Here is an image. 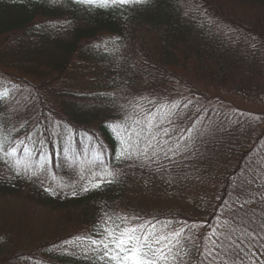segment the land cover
I'll list each match as a JSON object with an SVG mask.
<instances>
[{"label": "trees", "instance_id": "16d2710c", "mask_svg": "<svg viewBox=\"0 0 264 264\" xmlns=\"http://www.w3.org/2000/svg\"><path fill=\"white\" fill-rule=\"evenodd\" d=\"M235 5L251 6L256 11L253 15L238 12ZM66 7L74 11L67 13ZM85 9L92 16L81 19L72 16ZM122 20L128 29L120 26ZM137 25L156 36L157 43L150 49L145 44L147 41L141 39L142 55L134 46ZM94 40L97 41L93 43ZM263 51L264 0H149L131 8L81 6L75 0H0V62L10 71L15 70L8 77L16 83L0 80L8 89L4 96L22 90L37 93L42 107L38 121L45 125L41 129L42 139L36 135L22 139L20 133L14 137L3 128L0 138L4 139L5 150L18 149L20 159L24 147L31 149L34 165L49 156L48 173L51 169L73 173L90 162L95 166L103 163L123 166V160L114 159L121 151V144L105 124L128 126L137 119L145 123L153 107L161 105H154L151 97L140 109L138 105L142 101L138 96H143L145 89L152 90L150 82L156 81L165 89L160 96L175 90L170 85L173 77L180 80L175 72L180 68L175 61L177 54L182 60L196 63L192 77L207 88H230L234 94L261 100L264 71L258 62ZM162 75L168 76L162 78ZM135 92L138 96L132 97ZM126 108L133 109L130 118ZM174 111V119L167 124L181 125L179 131L184 130L167 157L173 152H183L185 161L177 169L190 167L183 170L187 171L199 166L204 174L211 172L214 180L212 193L207 194L212 199L208 205L195 207L196 216L174 210L155 213L126 208L123 199L129 187H142L149 177L153 178L148 182L155 184V175L164 172L159 165L163 156L167 158L163 151L157 150V156L152 157L147 167L125 166L122 177L116 175L113 183L99 189L80 191L84 181L66 193L55 195L45 190L49 187L46 180L43 185L35 179L25 180L0 164V191L65 207L66 214L59 218V224L74 221L79 227L75 232L61 228L58 238L31 242L29 249H15L12 242L6 245L9 240L5 238V242L0 241V253L7 263L89 264L82 255L87 244L77 241L72 246L63 242L92 234L94 228L105 223L107 214L108 217L127 215L130 224L152 221L158 229L167 222L168 231L173 226L184 227L188 254L182 255L178 264H208L207 259L212 258L204 250L208 233L212 249L215 244L220 253L209 264H264V130L256 133L251 126L260 127V120L237 113L230 116L220 110V120L214 125L223 128L217 139L196 134L187 139L183 136L186 128L204 125V120L196 124L197 115L189 126L184 118L178 119L182 105ZM29 127V123L24 126L26 131ZM90 136L94 139L90 140ZM162 139L161 135L157 137L160 142ZM65 146L70 149L67 159ZM101 146L104 155L97 159L96 152ZM148 155L152 156L149 152ZM25 181L29 182V189ZM73 190L77 195L72 194ZM203 215H208L206 227L196 229L191 223ZM132 216L138 217V222ZM192 234L195 240L190 238ZM2 236L0 232V240ZM61 245L53 251L54 246ZM201 247L203 255L199 251ZM65 249L77 255H61Z\"/></svg>", "mask_w": 264, "mask_h": 264}, {"label": "rangeland", "instance_id": "374dc122", "mask_svg": "<svg viewBox=\"0 0 264 264\" xmlns=\"http://www.w3.org/2000/svg\"><path fill=\"white\" fill-rule=\"evenodd\" d=\"M235 9L238 12L243 11L251 15H253L256 11V9L252 8L251 6L235 5ZM65 10L67 13L74 11L68 7H66ZM72 16H76V18L79 17V19H81L92 15L89 10L85 9ZM124 22L125 20H122L120 26L123 25L126 27V29H128L127 24ZM137 28L134 46L137 49L136 52L139 53V55H142L143 53L140 47L141 39L147 41L145 44L150 49L157 43L156 39H154L156 36L155 33L150 34L149 32H146V30L140 25H137ZM110 37L111 36L107 38ZM95 41L97 40L92 42L95 43ZM150 52L153 53L152 50ZM177 55L178 58H176L175 61L180 68L176 69L175 72L179 75L178 77L180 80L175 77L172 78V84L170 86L175 89L173 92H167V95L160 96L159 94L163 93L165 89L159 87L158 82L156 81L152 84L150 82V86L153 87V91L150 90V88L148 90L145 89L143 96L140 97L138 94H136V92L133 93L132 97L138 96L139 100L142 101V104L138 105L140 109H143L144 103L148 102L151 97H153L154 105L159 103L161 106H164L153 107L154 110L152 113H156L154 122H161V116L170 108V106L166 104H168L170 101H173L174 103L179 102V105H182L183 112L181 115L179 114L178 119L184 118L189 122V126L193 125L192 122H190L192 117L198 115V118H196V124H199V121L204 120V125H193L189 127V129L186 128V132L183 134V136L187 137V139H191L194 134L205 138L217 139L219 130L223 128V125H214V123L220 120V110L223 111V114L230 113V116L237 113L249 115L253 119H259L260 127L259 124L251 126L256 133H260L262 130H264V99L258 100L242 97L240 95L234 94L230 88L219 89L214 86H208L209 88H207L205 85L200 84L198 79H194L192 77V74L195 75L197 67L196 63L193 60H182L179 54ZM259 57L260 62L258 63L261 65L264 71V51L261 55H259ZM11 71L15 70L13 69ZM11 71L2 62H0V80L3 78V80H8L7 82L16 84L11 78L8 77V74ZM3 73L7 75H1ZM164 73L168 72L164 71ZM167 76L168 75H162V78H167ZM262 77L264 82V75ZM18 84H20V81ZM25 84L28 88H32V86L28 83ZM173 95L177 96L173 97ZM1 99L0 128L9 130L10 134L14 137L20 133L22 135V139L30 135H36L37 139H42L43 133L41 132V129L45 125H41L40 121H38V118L41 115L42 107L37 93L31 94L29 90H22L16 92L14 95L13 93L10 94V96L6 95ZM185 105L187 106L185 107ZM190 107H193L194 109H190ZM119 110H121V108ZM44 111L45 110L43 109V112ZM125 111H127V118H130L133 109L126 108ZM192 111L193 113L189 117V114ZM53 116V114L50 115L51 121H53ZM173 119L174 115H171L161 123L167 124L168 121H172ZM144 121L146 123V119H144ZM27 123H29L30 127L26 131L24 126ZM160 126L170 130L169 135L167 136H164L162 133L160 134L163 138L160 146L164 149L163 152H167L168 154L170 151L167 150L172 149V145L176 143L178 136H181V133L184 129L179 131L178 127L181 125L174 124ZM56 130L57 129L54 131ZM165 141L167 143H164ZM149 153L152 155L151 149H149ZM168 157H171V159ZM168 157L165 158L163 156L161 158L159 165L164 172L157 173L155 175V178L157 179L155 184L148 182L151 180L150 178H153L149 177L147 182L142 187H129L127 194L123 199L124 203H126V208H131L133 211L137 212L143 211L155 213H168L174 210L196 216V206L201 207L210 203L212 197H208L207 194L209 192L212 193V188L214 186V180L213 178L211 179V172L204 174V171L201 168H198L199 166L197 169L191 168V170L188 169L187 171L183 170L190 167L177 169L181 168V163L185 161L186 156L183 155V152L175 153V155L171 153L168 155ZM132 160H123L122 163L124 165L118 166L117 169L114 168V170L124 171L125 166L129 167L134 165L139 167H147V165L150 164V160ZM172 165H175L176 168L171 167ZM80 174V176H83L85 173L81 172ZM7 175H9V173ZM26 179L27 178H25V180ZM77 179L78 178L74 176L69 178L62 176L60 180L57 179L58 185L61 186L55 187L56 189L68 188L72 186ZM25 184L28 185L26 188L29 189V182L25 181ZM48 184L52 185L50 183ZM27 189H24V191L27 192ZM1 192L2 191H0V232L3 236L1 237L2 240L0 241L5 242L6 238L9 240L6 245H10L12 242V246L15 249L26 248L28 245H31V242L37 243L40 241L42 243L46 239L51 238L50 240H52L56 237L58 238L61 236V228H63V230L66 232H75V230L79 228L78 224L74 221L64 225L61 223L59 224V218L66 214L65 207H60L58 204L54 205L52 202L50 205L44 199L39 201L37 199H32L30 196H20L15 193H10L7 190L6 192ZM25 194L28 195L29 193ZM135 221L138 222V220ZM181 222L185 223L186 221ZM203 225L199 224L195 225L194 227H196V229H204ZM190 238L196 239L194 238L193 234L190 236ZM26 242L28 244L24 246ZM36 246L37 245L34 247ZM29 248L30 247H28V249ZM204 250L206 253H209L212 250V241L209 236L205 238ZM208 256L211 257V255ZM214 260L215 257L212 256L211 259H207V263L209 264ZM0 264H8L6 258L1 256V253ZM176 264H178V261Z\"/></svg>", "mask_w": 264, "mask_h": 264}, {"label": "snow or ice", "instance_id": "6c2138e0", "mask_svg": "<svg viewBox=\"0 0 264 264\" xmlns=\"http://www.w3.org/2000/svg\"><path fill=\"white\" fill-rule=\"evenodd\" d=\"M55 2V0H53ZM81 6L101 7V8H131L136 5L147 4L149 0H75ZM8 89L3 87L0 82V98H3ZM187 105H185L186 107ZM164 107V106H161ZM179 107V102L173 103L167 112L161 116V122L167 119L168 116L175 114V109ZM159 111V110H158ZM156 113L146 116V123L135 120L133 125L124 126L120 123H106L105 127L110 131L121 144V151L114 155V159L132 160L146 159L151 160L153 156H157V150L164 151L161 148V142L157 137L162 133L164 136L169 135L168 128H161L159 123L154 122ZM170 123V121H168ZM90 140L94 137H89ZM143 141V145L141 144ZM23 143V142H21ZM164 143H167L166 141ZM179 147V145H177ZM149 149H152V156L148 155ZM70 151L68 146L63 148L65 159ZM167 151H173L168 149ZM167 157V152L164 153ZM104 152L98 150L96 158L99 159ZM175 155V152H173ZM171 159V157H168ZM50 159L49 156L41 158L36 165L32 163V151L28 147L23 148V159L19 158V152L16 147H11L9 150L4 148V139L0 138V164L9 167L17 177L23 176L27 179H35L41 185L48 179L46 162ZM89 176L85 179V183L81 184L80 191L87 192L92 189H99L105 184H111L116 179V174L112 168H105L102 172H96L92 168L87 169ZM61 185H57L60 187ZM50 194L55 195V189L49 186L45 189ZM73 195L77 192L73 190ZM132 220L139 219L132 216ZM169 223L160 224L159 229L157 224L152 221L143 223L130 224L127 215H116L108 217L105 214V223L98 225L93 229V233L88 236H77L73 241L63 242L65 245L76 246V242L87 244V247L82 249V255L89 261V264H176L182 255H187L185 251L187 245L184 241L188 237L184 236L186 229L184 227L176 228L173 226L171 231ZM215 235V230H214ZM56 247L54 246L53 251ZM179 249V251H176ZM200 253L203 255L204 250L201 247ZM61 255H69L75 257V252H68L66 249L61 252ZM207 255L220 257V253L214 244L213 249ZM227 255V253H225ZM231 259V257H228ZM40 264V262H37Z\"/></svg>", "mask_w": 264, "mask_h": 264}]
</instances>
